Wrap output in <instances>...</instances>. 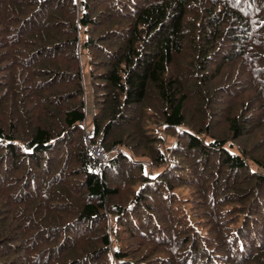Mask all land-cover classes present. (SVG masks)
I'll use <instances>...</instances> for the list:
<instances>
[{"label": "trees", "instance_id": "obj_1", "mask_svg": "<svg viewBox=\"0 0 264 264\" xmlns=\"http://www.w3.org/2000/svg\"><path fill=\"white\" fill-rule=\"evenodd\" d=\"M0 264H264V0H0Z\"/></svg>", "mask_w": 264, "mask_h": 264}, {"label": "built area", "instance_id": "obj_2", "mask_svg": "<svg viewBox=\"0 0 264 264\" xmlns=\"http://www.w3.org/2000/svg\"><path fill=\"white\" fill-rule=\"evenodd\" d=\"M85 126L87 128V125ZM91 139L92 135L89 131H87L85 136V142L87 144L88 149L90 150L91 155L96 159L98 163L96 171L98 173H101L106 164L110 163L115 158V155L114 152L106 153L102 148L101 142L94 144L91 142Z\"/></svg>", "mask_w": 264, "mask_h": 264}, {"label": "rangeland", "instance_id": "obj_3", "mask_svg": "<svg viewBox=\"0 0 264 264\" xmlns=\"http://www.w3.org/2000/svg\"><path fill=\"white\" fill-rule=\"evenodd\" d=\"M89 97H88V104H89ZM93 117H94V113H93V109H92V106L88 109V119H87V122L91 123L93 121ZM85 136H86V133H85ZM86 143V142H85ZM87 145V144H86ZM168 145L171 147L173 145V141L172 142H169ZM115 153H117V149H114L113 150ZM116 157V156H115ZM140 161H144L146 163V166H147V171L148 173H150V176L152 177L153 174L156 172V169L151 166L147 161L148 160H144V159H141Z\"/></svg>", "mask_w": 264, "mask_h": 264}]
</instances>
